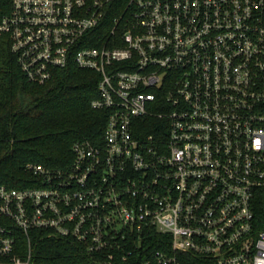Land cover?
Returning a JSON list of instances; mask_svg holds the SVG:
<instances>
[{"label":"built area","instance_id":"1","mask_svg":"<svg viewBox=\"0 0 264 264\" xmlns=\"http://www.w3.org/2000/svg\"><path fill=\"white\" fill-rule=\"evenodd\" d=\"M2 35L31 81L95 72L106 119L67 167L0 185L1 258L264 264V0H9ZM44 239L83 257L42 261Z\"/></svg>","mask_w":264,"mask_h":264},{"label":"trees","instance_id":"2","mask_svg":"<svg viewBox=\"0 0 264 264\" xmlns=\"http://www.w3.org/2000/svg\"><path fill=\"white\" fill-rule=\"evenodd\" d=\"M8 10L9 0H0V19ZM97 82L95 72L72 64L54 69L43 83L31 81L10 51L7 37L0 36V185L32 186L36 177L26 164L65 168L73 142L101 141L106 113L90 106ZM37 249L42 261L72 263L83 257L81 247L67 239H44ZM0 264L9 263L0 257Z\"/></svg>","mask_w":264,"mask_h":264}]
</instances>
